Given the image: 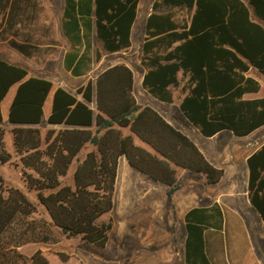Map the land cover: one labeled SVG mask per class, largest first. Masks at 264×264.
<instances>
[{"label": "trees", "instance_id": "trees-1", "mask_svg": "<svg viewBox=\"0 0 264 264\" xmlns=\"http://www.w3.org/2000/svg\"><path fill=\"white\" fill-rule=\"evenodd\" d=\"M139 0H64L61 27L69 47L64 66L73 75L87 73L103 52L131 45ZM36 0H0L1 26L14 28L36 14ZM141 64L143 87L155 98L172 102L178 77H187L179 106L205 136L221 130L246 135L264 124V97L245 98L260 83L246 72L264 74V0H154L144 28ZM99 42V46H95ZM30 56L34 45L10 40ZM13 85L8 111L13 145L22 176L48 219L35 218L37 204L19 187L0 191V264H50L40 249L31 255L18 247L27 241H49L53 229L79 235L105 247L111 221L101 220L114 206L119 158L167 186L169 199L180 187L177 168L203 173L218 182L223 168L214 165L196 142L150 105L134 95V73L117 63L72 92L54 88L49 79L29 76L27 67L0 57V163L9 162L2 101ZM53 91L46 122L60 127L42 131L44 104ZM124 128L130 130L124 132ZM134 135L153 149L139 145ZM90 144L94 149L84 156ZM249 199L264 220V144L248 159ZM74 165L71 181L66 178ZM184 264H214L208 238L223 229V211L215 202L185 215ZM62 260L68 254L60 252Z\"/></svg>", "mask_w": 264, "mask_h": 264}, {"label": "rangeland", "instance_id": "rangeland-1", "mask_svg": "<svg viewBox=\"0 0 264 264\" xmlns=\"http://www.w3.org/2000/svg\"><path fill=\"white\" fill-rule=\"evenodd\" d=\"M153 1L140 0L132 48L124 55L132 64L136 75L142 70V66L136 61L142 55L141 47L145 36L144 20ZM36 3L34 19L31 20L29 16H25L14 28L1 26L0 57L27 67L32 74L45 75L48 72L54 81V86L60 83L74 92L83 79L74 77L66 71L56 58L61 52L59 46L63 45L60 28L64 0H36ZM10 40L31 43L34 45L33 54L30 56L21 54L10 45ZM95 46L99 47L97 42ZM49 56L53 60L45 64V58ZM118 57L119 54L102 55L104 59L99 68L111 64ZM98 69L95 72H98ZM15 87L16 85H13L10 88L2 103L5 116L7 104L13 96ZM50 101L51 94L46 103V111ZM143 101L151 102L156 106L160 105L150 97H143ZM169 109L171 108L168 107ZM174 109L178 120L181 119L182 128L192 135L193 128L189 126V121L176 106ZM2 126L6 129L5 146L12 154V158L9 162L0 163V191L6 194V187H19L37 204L38 213L34 217L48 219L42 206L38 204L36 192L29 190L25 184L21 171L22 164L14 149L11 128L8 124L2 123ZM46 128V118H44L41 129L45 132ZM226 136H228L227 133H223L221 138ZM194 140L199 146H203L202 138L194 137ZM91 147V145L86 146L80 155L84 156ZM120 167L128 177L131 174L142 175L128 163L121 164ZM73 170L74 165L69 169L66 178L69 182L72 179ZM133 181L125 188L123 182L119 180L114 196L116 199V201L114 199V206L101 217V220L112 222L105 247H98L87 242L79 235L67 237L53 229L49 241H27L18 249L27 255L40 249L50 264H184L186 230L183 211L194 204L211 202L221 193L223 195L221 201L227 205L226 222L222 231L214 232L208 238V253L212 262L214 264H264V241L260 242L258 249L255 250L252 247L251 239L253 240L256 231L252 225L248 224V220L251 219L250 214L244 209L245 218H242L233 212L232 207L239 200L234 198L231 192L224 191V186L205 188L199 176L193 179L191 175L184 174L179 177L181 188L175 192L172 199H169L163 187L159 186L152 188L149 192H143L141 190L143 185ZM206 189L208 194L214 197H210L207 201L200 200L199 195ZM60 252L68 254L67 260H62L59 256Z\"/></svg>", "mask_w": 264, "mask_h": 264}, {"label": "crops", "instance_id": "crops-1", "mask_svg": "<svg viewBox=\"0 0 264 264\" xmlns=\"http://www.w3.org/2000/svg\"><path fill=\"white\" fill-rule=\"evenodd\" d=\"M139 8H140V0L138 3V11H137L136 20L138 18ZM151 10H152V5H151L150 11L147 13V15L145 17L144 28H145L146 19H147L148 15L150 14ZM62 17H63V11H62V15H61V21H62ZM136 20H135L133 27H132V35H131V41L132 42L128 48L123 49V50H119L116 52H103L102 53V55L119 54L118 59H116L111 64H108L106 66H103L102 68H99L100 65L102 64L104 58H102V56H101V58L99 60H96L95 59V53L93 52V62H92L91 69L85 74L78 75V76L73 75L64 66V54H65L67 48L69 47V43H68L67 38L64 35L62 27L60 29H61V35L63 37V45L59 46L61 48V52L59 55L56 56V58H57V60L59 59L60 65L66 71H68L74 77H81L83 79V81L81 82L80 85L86 83V81L89 78L94 79L100 72H102L103 70H105L106 68H108L111 65H114L117 63H125L126 65H128L133 70V73H134V95H135L138 103H140L142 105L152 106L153 108L158 110L170 123H172L173 125H175L179 129L184 131L186 134H188L187 130H185V128H182L183 125L181 124V119L178 120V118L176 116V110L174 109V106H176V108H178L181 111L179 104H180L182 98L184 97V95L186 94V92L182 91V86L184 85L187 77H182V72H179L178 77L180 79V84L177 87L172 88L173 89V96H174L173 101L172 102L162 101V100H159V99L155 98L154 96H152L143 87L142 81H143V76H144V73L146 72V69L141 64V58L136 62L137 63L139 62V64L142 66V70H141V72L138 73V75H136V72L133 69L132 64L127 60V57L124 56L125 53L130 51V49L132 48L134 26H135ZM97 43L99 45V42H97ZM141 51H142V47H141ZM18 52H20V51H18ZM21 54H23V53H21ZM23 55H25V54H23ZM52 60L53 59L51 56L46 57L45 58V64L48 62H51ZM8 61L15 63L13 60H8ZM97 69H98V72H95V70H97ZM28 75L29 76L43 77V78L51 80L54 83L53 79L50 77L48 72L45 75H37V74L30 73L28 70ZM246 75L251 76L254 79H256L260 83V89L257 92H248L244 95V97L245 98L264 97V74L261 73L256 67L250 66L249 70L246 72ZM57 86H62V87L73 92V90L67 88L66 86H64L60 83H57L56 86H54V88ZM15 91H16V87L14 89L13 96L15 94ZM50 94H51V101L48 105L47 111H46V103H47L49 96L47 97V100L44 104L43 119L47 118V116L49 115V113L51 111L53 91ZM13 96L10 98V100L7 104L6 116L4 115L3 108H2L3 124H8L10 126V128H12L13 125L8 121V111H9V107H10V104L12 102ZM143 97H146V98L150 97V98L154 99L156 102H158L160 105L156 106L155 104H153L151 102L143 101ZM5 98H6V96H5ZM5 98L3 99L2 103L4 102ZM171 104H173L174 106ZM168 107L171 108L169 110L172 111V113L168 110ZM181 113L183 114L182 111H181ZM183 116L186 118V116L184 114H183ZM189 123H190L189 126H191L193 128V130H192L193 134L192 135L188 134V135L193 140H194V137L202 138L203 143H204L203 146H199L197 144V142L195 140L194 141L196 142V144L198 145L200 150L205 154V156L214 165H216L220 168H223L224 174L218 182L209 183L207 181L206 176L203 173H198V172H194V171H191L189 169H186V168L178 167L177 168V177H178V183L180 184V187L176 191H178L181 188V183L179 181V177H180V175H184V174L191 175V177L193 179H195V176H199L201 178L205 188H208V186H215V187L216 186L217 187L218 186H224L225 187L224 191L231 192L233 194L234 198H237L239 200V202H237V204L232 207L233 212L237 213L239 216H242V218H245V216L243 214L244 209H246L247 212L250 214L249 216L251 217V219L248 220V224L252 225L256 231L254 236H253V240L251 239L252 247L255 250L258 249L260 242L262 240L264 241V220L261 218L259 212L252 205V203L249 199L248 191H249L250 168H249V164H248V159L255 151H257L264 144V124L259 126L258 128H256L255 130H253L252 132H250L246 135H236L230 130H221L212 136H205L190 121H189ZM39 127H41V125H39ZM46 127H57L58 128L60 126L59 125H50L46 122ZM124 132L129 133L130 130L128 128H124ZM223 133H227L228 136H226L225 138L222 137L223 138L222 139L221 136ZM11 134H12V132H11ZM12 138H13V135H12ZM134 140L137 144L142 145V146L153 151V149L151 147H149L147 144H145L136 135H134ZM87 146H90V144H87ZM94 148H95L94 146L91 147V149H94ZM119 163L121 166V164H123V165L127 164L128 161H127L125 156H121L119 158ZM119 163H118L115 193L117 191L119 180H121V182H123L124 187L127 188L132 183V181L134 179L133 182H138L140 185H143L141 187V190L143 192H149L152 188H156V187L158 188L159 186H161V187H163L164 192L166 194L167 186L165 184L153 180L152 178H150L146 174H144V173L136 170L135 168H133L129 163L128 164L130 165L131 168H133L137 172L141 173L142 175L131 174L128 177L126 174L123 173V171H121V167L119 166ZM190 172H193V173H190ZM263 174H264V172H263ZM175 192H174V194H175ZM174 194H173V196H174ZM212 196H210L208 194V191L206 189L203 194L201 193V195H199V199L207 201ZM222 196L223 195L221 193H219L217 196H215V197L213 196L214 199L211 202L204 203V204H194V205L189 206L186 210L183 211V218H184L185 213L193 207L210 206L213 203L217 202L221 206L222 211H223V216H224L223 228H224V224L226 222V207H227V205L225 202L221 201ZM115 201H116V199H115ZM184 224H185V219H184ZM257 255H259V254H257Z\"/></svg>", "mask_w": 264, "mask_h": 264}]
</instances>
